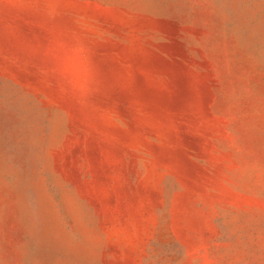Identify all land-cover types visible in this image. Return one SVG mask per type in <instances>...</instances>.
Instances as JSON below:
<instances>
[{"label":"rangeland","instance_id":"374dc122","mask_svg":"<svg viewBox=\"0 0 264 264\" xmlns=\"http://www.w3.org/2000/svg\"><path fill=\"white\" fill-rule=\"evenodd\" d=\"M0 264H264V0H0Z\"/></svg>","mask_w":264,"mask_h":264}]
</instances>
